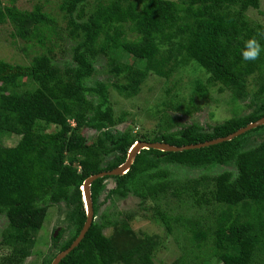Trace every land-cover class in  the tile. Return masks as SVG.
<instances>
[{"label":"trees","instance_id":"obj_1","mask_svg":"<svg viewBox=\"0 0 264 264\" xmlns=\"http://www.w3.org/2000/svg\"><path fill=\"white\" fill-rule=\"evenodd\" d=\"M57 1L51 12L48 0L31 10L0 1V26L27 59L0 58V245L11 249L2 264L31 257L49 209L63 206L64 225L41 261L51 264L85 223L84 181L123 165L136 142L195 145L264 117V51L241 59L244 41L264 30L249 18L260 0ZM187 69L195 75L189 104L218 87L233 103L248 100L245 113L212 126L182 122L176 111H191L171 79ZM99 72L105 80L91 82ZM151 76L174 84L158 124L143 134L118 131L125 117L114 115L110 89L131 99ZM84 130L95 133L91 140ZM9 136L16 145L2 143ZM90 194L91 226L59 264H156L167 237L180 250L170 264H264V124L199 149H143L124 174L92 182ZM128 198L136 209L119 210ZM139 218L164 236L136 232Z\"/></svg>","mask_w":264,"mask_h":264},{"label":"rangeland","instance_id":"obj_2","mask_svg":"<svg viewBox=\"0 0 264 264\" xmlns=\"http://www.w3.org/2000/svg\"><path fill=\"white\" fill-rule=\"evenodd\" d=\"M3 5H10L12 0H0ZM46 0H16L15 6L20 10H31L36 3H45ZM57 0H48L45 7L47 11H55ZM249 18L256 23H260L264 26V0H260L259 11L249 12ZM63 28L65 23H62ZM9 26H0V58L9 63L26 64L27 59L16 50L15 46L11 44V38L9 37ZM60 54L57 53V57ZM61 58V57H59ZM188 69L183 71L180 75L175 74L173 80H177V86H175V92L177 94V100L182 103V108L186 105L191 111L190 115L182 112H177V116L182 122H198L200 125L212 126L215 123L223 122L224 120L231 118L238 114H243L244 105L247 101H240L239 103L231 102L230 94L228 92L218 93V87H213L209 92V98L203 99L195 98L194 104L198 110H193L192 104H189L190 98V81L194 78ZM201 77L202 75H198ZM104 81L105 75L101 72L95 74L91 79ZM166 83L164 79H159L155 76L149 77L142 85L141 90L137 96L131 99H125L119 96L115 91L110 89V102L113 108L115 116L123 114L125 121L117 126L118 131L125 129H133V133L143 134L153 129L158 124L157 109L161 110L162 103L167 97L165 89L170 88L172 82ZM173 92L169 96H171ZM242 107V109H240ZM185 108V107H184ZM183 108V109H184ZM174 114V113H172ZM83 135L88 139L95 135L93 131L84 130ZM19 138L16 136H9L2 139V143L5 146L11 147L16 145ZM108 188L111 189L113 184L108 181ZM108 205L102 206L101 210ZM117 208L121 211H133L136 209V200L128 198L127 200L120 201L117 204ZM44 225L38 232L36 238V247L33 249V255L25 259L21 264H41L44 254L52 248L51 236H55L64 225L65 209L63 206L59 208L49 209ZM7 225V221L4 217L0 216V232L4 230ZM132 228L136 232H144L147 234H156L161 237L164 236V231L159 224L153 223L149 220L139 218L132 224ZM1 241V236H0ZM164 247L160 248V251L155 256L156 264H170L180 254L178 244L175 243L172 237L165 238ZM11 249L7 246L0 245V264L7 257H10Z\"/></svg>","mask_w":264,"mask_h":264},{"label":"water","instance_id":"obj_3","mask_svg":"<svg viewBox=\"0 0 264 264\" xmlns=\"http://www.w3.org/2000/svg\"><path fill=\"white\" fill-rule=\"evenodd\" d=\"M263 124H264V117L253 122V123L246 125L243 128H240L239 130H237V131H235V132H233V133H231L225 137L217 138V139H214L211 141H206L204 143H199V144H195V145H184V146L176 147V146H172V145L162 143V142H160V143L159 142L148 143V142H144V141L136 142L131 147V149L129 150L127 159L123 165L117 167L116 169H113L112 171L101 172V173H97L95 175H92L84 181V183L81 187V191H82V199L84 202V208H85V212H86L85 223H84L81 231L79 232L78 236L76 237V239L71 243V245L66 250L58 253L56 255V257L53 259V261L51 262V264H59L60 261L64 257H66L74 248H76L79 245V243L82 241L85 234L87 233L88 229L90 228L92 220H93L90 186H91L92 182H94L95 180L100 179V178H104L106 176H120V175L124 174L132 165L135 156L143 149H146V150L153 149V150H158L161 152H182V151H186V150L199 149V148L208 147L211 145H216V144H219L222 142L230 141L234 137H237V136L241 135L242 133L249 131L251 129H254L258 126H261ZM55 236H56V234H55Z\"/></svg>","mask_w":264,"mask_h":264},{"label":"clouds","instance_id":"obj_4","mask_svg":"<svg viewBox=\"0 0 264 264\" xmlns=\"http://www.w3.org/2000/svg\"><path fill=\"white\" fill-rule=\"evenodd\" d=\"M264 39V30H257V33L244 41L241 49V59L245 62H253L260 58L264 47L261 46L260 40Z\"/></svg>","mask_w":264,"mask_h":264}]
</instances>
